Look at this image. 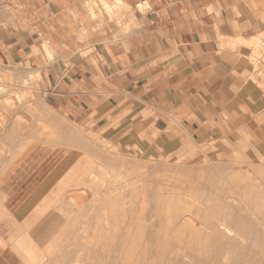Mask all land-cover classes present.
I'll list each match as a JSON object with an SVG mask.
<instances>
[{"label": "crops", "instance_id": "1", "mask_svg": "<svg viewBox=\"0 0 264 264\" xmlns=\"http://www.w3.org/2000/svg\"><path fill=\"white\" fill-rule=\"evenodd\" d=\"M3 66L57 127L1 179L0 264H40L113 156L264 172V0H0Z\"/></svg>", "mask_w": 264, "mask_h": 264}, {"label": "rangeland", "instance_id": "2", "mask_svg": "<svg viewBox=\"0 0 264 264\" xmlns=\"http://www.w3.org/2000/svg\"><path fill=\"white\" fill-rule=\"evenodd\" d=\"M139 8H142V5H139ZM104 11L107 13L109 17H112L111 12L113 10L105 9ZM128 13L130 14L129 10H128ZM97 28L99 29L101 28V26L97 25ZM129 31L130 29L128 25H125L124 32L128 33ZM49 61H50L49 63L53 62V58L50 57ZM15 70H17V72H15ZM0 84H6L7 85L6 88H8L9 90V92L6 94L0 93L1 94L0 95V106H1L0 107V135L3 134L1 135L3 136V140L1 139L2 137H0L1 139L0 140V182H1L2 178L7 177L11 174V172L14 170V167L17 166L19 162L26 159L28 151L33 149L35 145L44 144V143H47V144L53 143V140L55 138L52 136H44V134L45 133L50 134V131L56 128L57 125L49 118L46 111L41 110V108L38 109L39 106L32 105L28 102V99L30 98L35 99L37 97L45 96V93L41 87L42 82H41V76L39 72H36V73L28 72L26 74L25 72H22V73L19 72L18 68L3 66V69L0 70ZM114 157L115 156L109 159L107 170L102 169V172L98 173V175L96 174L92 175V179L94 178L93 180L91 179L93 181V186H92V196L93 197H92V203H91V208H93L92 209L93 212H91V209H90V210L85 211L82 214V216H75V218H65L66 222L67 221L71 222V224L68 226H64V225L54 226V230L50 234V239L43 242L42 248L37 249V252L40 255L38 258V261L41 262L40 264H60L61 260H64V256L69 252L75 253L76 255H78V257H76L77 260H74L75 259L74 257V259L66 261L65 264H72V263L73 264H82V263L86 264L85 262L86 261L88 262V259H86L87 257L86 253L89 250L88 246L92 245L94 246V248L97 249L99 246H101L102 243L104 245L105 242H107L108 248H106V251L112 254V253L119 251V249L116 248V245H119L121 243V240H123L122 242L123 244L124 243L127 245L128 244L131 245L132 243L134 244L133 246L131 245L130 250L129 248L125 249V251H123V254H121V256H118L117 257L118 259L115 261L110 260V258L108 257L106 260L107 263H105V260L101 258L102 261L104 260L105 264H114V263L116 264H135V263L136 264H151L152 259H156L157 257L155 256V254L160 253V251L157 250V243L160 242L159 244H164V243L167 244L168 242L166 241H168V239H170L168 243V247L170 249L163 248L164 254L167 251V249L170 251H167L166 255H171V254L175 255L177 253H180L181 255L180 257L184 259L185 264L186 262H188L189 264H204L202 260L207 262V264H215L213 261L214 258H213V253H212L214 251L213 246L215 243L212 240H208L206 242L202 241V236H206V237L211 236L212 227L211 225H207L204 222L203 223L200 222V219H203L204 217V219H206L207 221H212L213 226H214L213 228H215L216 230H220L223 227L221 220L225 218V215L229 216L234 212L237 214L241 213L240 216L244 218V220L247 223L248 222L250 223L248 224L252 226L253 228L251 233L257 231L259 234L260 232L259 234L260 239L259 240L254 239L255 240L254 241L253 239H250V235H251L250 233L241 234L231 229V233L233 235L232 236L233 244H238L240 246L251 245L255 249L262 247V246L264 247V239H263L264 238V213H263L264 206L262 208V205L264 204L260 203L261 200L264 201V198H261V196L264 197V172L262 173L263 170H261L260 168L250 169V170L233 169L227 166L225 168L224 167L223 168H216V167L215 168H195L191 166L167 165V164H162V163L154 162V161L138 160L130 156H125L122 158L115 157L118 159H115ZM136 163H138L137 165H140L139 168H137ZM144 164L146 165V167L143 170V172H141L143 169V166H145ZM124 171H127V174ZM129 171L130 172L136 171V172L134 173L131 172L132 174L131 175ZM155 172L157 174H155ZM133 174H135L134 177H132ZM127 175L129 176L127 177ZM135 177L136 178L138 177L137 179L139 180V182L137 180L136 181L137 183L133 184V182H135L134 180H136ZM128 178L130 179L128 180ZM131 179H133V181ZM129 182L132 183L131 184L132 186L129 185L130 184ZM141 182H144V183L140 185ZM162 182H165V183L162 184ZM166 182H168L169 184ZM238 182L240 184H238ZM149 184H151L152 187ZM147 185L148 187L145 189ZM170 186H173V187H170ZM136 187H138V189ZM188 187L189 189L192 187L191 188L192 190L189 191ZM130 189L131 191L137 190L139 194H136L137 192L132 193ZM115 190L118 191V193H116L117 197L119 195L122 198L119 197L117 200V197L115 195ZM142 190L145 191L143 192L144 194L142 193ZM128 194H131L132 196L129 197L130 195ZM133 195L135 196L138 195L139 200L137 201L138 197H135ZM164 196L165 198L167 196V198L165 199ZM141 197L145 199L144 202L143 200H141L142 199ZM114 198H115V201H114ZM171 198L173 199V201ZM175 199L176 201L178 199V202L181 205L178 202H176ZM255 199L258 200L259 202L256 201ZM134 200L136 202H134ZM169 200L172 201L173 203L170 204L171 202H169ZM113 201L117 204H115ZM130 201L132 203L134 202L133 204L135 205L131 206L133 204H131ZM140 201L142 202L141 203L142 205H144L145 203L144 206L146 207L143 206L144 208L141 207L140 209V206H142L139 204ZM150 201L152 204L150 203ZM254 201L256 202L255 204H261L260 206L261 208H258L257 210L258 212L256 211V208H254L256 207V205H254L253 203ZM162 202H164V206L161 205ZM113 203L115 205H113ZM175 203H177V206ZM174 205L176 209L173 208ZM184 205L186 208L184 207ZM114 206L115 208L117 207L116 209L117 213L116 211H113ZM167 208H170L171 211H169V209L166 210ZM260 209L261 210L263 209V210L261 211ZM111 210H112V213L113 212L116 213L115 215H113L115 216L113 220H111L113 217L110 214ZM141 210L142 212H144V214L141 212ZM89 211L91 212V214H88L90 213ZM139 211H140L141 218L144 216L143 220L140 218V215L138 214ZM161 211L166 212V213L162 214ZM122 212H124L123 215H122ZM174 213L176 214L174 215ZM197 213H199V215ZM194 215H196L195 218H194ZM123 216L125 219L122 218ZM166 216H169V217L171 216L172 218L167 217L169 219L168 220L166 219L165 221ZM115 218H116V221H115ZM135 219L139 221L138 222L139 224H137V221ZM7 220H9L8 217L0 215V228H4L5 230L11 228L8 225H4L3 227V224H1V223L5 224ZM90 220L91 222H89ZM93 220H94V223H93ZM132 221L134 222L133 227H132ZM140 221L141 222L144 221L143 223L145 224V226H143V228H139L140 225L141 226L144 225L143 223L141 224ZM170 221L172 222L170 223ZM86 222L88 225L85 224ZM99 223H100V226H99ZM112 224H113V227L115 225L116 226L112 228L111 227ZM159 225L161 227H159ZM188 226L191 227V229H189ZM178 227H180L179 231L181 230V228L184 229V230L183 229L181 230V233H179V235L176 234L177 233L176 231H178L177 229ZM102 228H103V231H102ZM127 228H131V229L128 230ZM115 229H116V232L113 233ZM137 229H142V230L136 231ZM81 230L82 231L84 230L86 233L88 232V236L87 238H85V240L83 238L87 235L86 233H82V235H78L80 234L79 232H81ZM165 230L166 232H164ZM128 231H130L131 233ZM141 231L143 232L141 233ZM158 232L161 233V235H164L166 233V236L164 235L165 238L160 236ZM183 232L185 235V236L182 235L184 238H182L181 241L183 242H180V240H179L180 243L176 240L174 241L175 235H176V239H181V234ZM108 233L109 235H107ZM129 233H130L131 238L129 237ZM140 233H141V236L143 235L145 236L143 239L141 238ZM167 233L168 234L171 233L170 236H168ZM135 234L137 236L138 235L140 236L139 239H136V236L133 237ZM93 235H95L96 238H93L94 237ZM156 235L159 237H157ZM108 236L110 237V239ZM188 236L191 242L188 240ZM76 237H78L80 240H78ZM103 237L105 238V240L103 239ZM154 238H157V239H154ZM163 239H165V241H163ZM185 239L192 244H190L189 242L187 243ZM82 240L85 241L83 242V246H81ZM93 240H94V244H93ZM136 240L141 241L140 242L141 246L139 245L140 243L137 242ZM144 240L146 242H144ZM76 241L77 242L79 241V242L76 244ZM86 241H87V246H86ZM136 243L138 245H136ZM173 243H175V245H173ZM186 243L190 245H188L187 247ZM203 244L205 245V252H206L205 255L202 252ZM229 244L230 243H227L228 246ZM112 246L113 248H111ZM136 246H140V247L138 248ZM79 247L81 249H78ZM133 247L135 248L134 249L135 253L133 252ZM177 247H180L178 248L179 250H177ZM136 248H138L139 250L138 249L136 250ZM186 248L189 250V252ZM198 248H199V251H198ZM163 250L161 252H163ZM182 251H184V253ZM27 252H31L30 249ZM130 252H133V254L132 253L130 254ZM143 252H146L145 253L146 255L143 254ZM79 254H81V256L83 254L84 255L81 257ZM130 255H133V256H130ZM156 264H159V263H156Z\"/></svg>", "mask_w": 264, "mask_h": 264}, {"label": "bare ground", "instance_id": "3", "mask_svg": "<svg viewBox=\"0 0 264 264\" xmlns=\"http://www.w3.org/2000/svg\"><path fill=\"white\" fill-rule=\"evenodd\" d=\"M54 44V43H53ZM35 73H36V71H35ZM19 77V76H18ZM6 84H0V93L1 94H6V93H8L9 92V90H8V88H6ZM0 94V95H1ZM1 107V106H0ZM1 135H3V134H1ZM0 135V137H2L1 139L3 140V136H1ZM0 139V140H1ZM135 163V162H134ZM138 163H136V166H137V168H139V166L140 165H137ZM124 165V164H123ZM145 165V164H144ZM126 166V165H125ZM145 167H146V165L145 166H143V169H142V171L141 172H143V170L145 169ZM131 169V168H130ZM134 170V169H133ZM137 170V169H136ZM159 171V170H158ZM158 171H156V172H158ZM126 174H127V171H124ZM123 172V173H124ZM132 172V171H131ZM131 172L129 171V173L131 174ZM134 172H136V171H133L132 173H134ZM155 172V174H157ZM137 173H139V172H137ZM129 174V175H130ZM159 174V173H158ZM129 175H127V177L129 176ZM132 175V174H131ZM130 175V176H131ZM134 175L135 174H133V176L132 177H134ZM139 175H141V174H139ZM196 175V174H195ZM123 176V175H122ZM138 176V175H137ZM155 176V175H154ZM157 176V175H156ZM159 176V175H158ZM131 178V177H130ZM130 178H128V180L130 179ZM136 178V177H135ZM138 178V177H137ZM136 178V180H134L135 182H133V184H135V183H137L136 181L138 180ZM92 179V178H91ZM94 179V178H93ZM92 179V180H93ZM132 181H133V179H131ZM138 182H139V180H138ZM235 182V181H234ZM234 182H232V183H234ZM240 182V181H239ZM238 182V184H240ZM244 182V181H243ZM95 183V182H94ZM130 184L129 185H131L132 183L131 182H129ZM142 183H144V182H141L140 183V185L142 184ZM163 183H165V182H162V184ZM166 183H168V182H166ZM193 183H195V182H193ZM98 184H99V182H98ZM125 184V183H124ZM123 184V185H124ZM128 184V183H127ZM169 184V183H168ZM167 184V185H168ZM137 185V184H136ZM149 185H151V184H149ZM167 185H165V186H167ZM192 185V184H191ZM194 185V184H193ZM125 186V185H124ZM132 186V185H131ZM135 186V185H134ZM237 186V185H236ZM239 186V185H238ZM120 187H122V186H120ZM120 187H119V189H120ZM140 187V186H139ZM148 187V185L145 187V189ZM151 187H152V185H151ZM170 187H173V186H170ZM129 188H130V186H129ZM137 189H138V187H136ZM143 188H144V186H143ZM176 188V187H175ZM192 188V187H191ZM189 189V187H188V190L189 191H191L192 189ZM119 189H117V190H119ZM123 189V188H122ZM132 189V188H131ZM131 189H130V191H131ZM134 189V188H133ZM141 189V188H140ZM151 189V188H150ZM173 189V188H172ZM117 190H115V195H116V193H118V191ZM148 190V189H147ZM258 190V189H257ZM261 190V189H260ZM105 191V190H104ZM117 191V192H116ZM121 191V190H120ZM173 191H175V190H173ZM177 191V190H176ZM123 192V191H122ZM126 192V191H125ZM132 193L133 192H137V190L136 191H131ZM130 192V193H131ZM143 192H145V191H143L142 190V193ZM105 193V192H104ZM127 193V192H126ZM131 193V194H132ZM131 194H128V195H130L129 197H131L132 195ZM135 194V193H134ZM136 194H139L138 192L136 193ZM144 194V193H143ZM219 195V194H218ZM133 196H135V195H133ZM259 196V195H258ZM116 197H117V195H116ZM115 197V198H116ZM120 196L118 195V197H117V200H118V198H119ZM135 197H138V195H136ZM134 197V198H135ZM260 197V196H259ZM115 198H114V201H115ZM120 198H122V197H120ZM142 198V197H141ZM144 198H145V196H144ZM144 198H142L141 200H143V202H144ZM164 198H165V196H164ZM163 198V199H164ZM166 198H167V196H166ZM165 198V199H166ZM169 198V197H168ZM209 198V197H208ZM243 198V197H242ZM258 198V197H257ZM261 198H264L263 196H261ZM126 199V198H125ZM133 199V198H132ZM131 199V200H132ZM172 199V198H171ZM197 199V198H196ZM130 200V199H129ZM139 200V197H138V199H137V201ZM147 200V199H146ZM151 200V199H150ZM256 200V199H255ZM101 201V200H100ZM113 201V202H114ZM133 201V200H132ZM164 201V200H163ZM172 201H173V199H172ZM172 201H170L169 200V202H171L170 204H172L173 202ZM175 201H176V199H175ZM246 201V200H245ZM256 201H258V200H256ZM262 201V202H261ZM260 201V203H262V204H264L263 202V200H261ZM117 202V201H116ZM134 202H136L135 200H134ZM133 202V203H134ZM176 202H178V199H177V201ZM181 202V201H180ZM259 202V201H258ZM115 203V202H114ZM113 203V205H115V204H117V203H115L114 204ZM130 203L131 204H133L131 201H130ZM142 202L140 201L139 202V204L140 205H142L141 204ZM150 203H151V201H150ZM168 203V202H167ZM179 203V202H178ZM208 203H209V201H208ZM207 203V204H208ZM227 203H228V201H227ZM248 203V202H247ZM254 203V205H256V207H254V208H256V211L258 210V208H261L260 206H261V204H255L256 202L254 201L253 202ZM138 204V205H139ZM147 204H148V202H147ZM152 204V203H151ZM169 204V203H168ZM168 204H167V206H168ZM169 204V205H170ZM176 204V206H177V203H175ZM180 204V203H179ZM178 204V205H179ZM233 204V203H232ZM112 205V206H113ZM130 205V204H129ZM135 204H133V205H131V206H134ZM139 205V206H140ZM144 205H145V203H144ZM144 205H142V206H140V209H141V207H143ZM161 205H163L164 206V202H162L161 203ZM160 205V206H161ZM181 205V204H180ZM205 205V204H204ZM225 205H226V203H225ZM224 205V206H225ZM94 206H96V205H94ZM111 206V205H110ZM122 206H124V205H122ZM127 206H128V204H127ZM131 206H130V208H131ZM201 206V205H200ZM230 206V205H229ZM238 206V205H237ZM237 206H236V208H237ZM263 206L264 205H262V208H263ZM120 207V206H119ZM144 207H146V206H144ZM143 207V208H144ZM162 207V206H161ZM184 207H185V205H184ZM110 208V207H109ZM108 208V209H109ZM173 208H175V205H174V207ZM183 208V207H182ZM186 208V207H185ZM188 208V207H187ZM191 208V207H190ZM189 208V209H190ZM197 208H198V206H197ZM212 208V207H211ZM224 208V207H223ZM229 208V207H228ZM92 209L93 208H91V212H93L92 211ZM113 209V208H112ZM115 209V210H114ZM114 209H113V211H116V213H117V207L115 208V206H114ZM139 209V210H140ZM162 209H164V208H162ZM161 209V210H162ZM169 209V211H171V209L170 208H167L166 210H168ZM176 209V208H175ZM264 209V208H263ZM262 209V210H263ZM144 210V209H143ZM178 210H179V208H178ZM208 210V209H207ZM261 210V209H260ZM261 210V211H262ZM163 211V210H162ZM161 211V212H162ZM255 211V210H254ZM264 211V210H263ZM90 212V211H89ZM91 212L90 213H88V214H91ZM141 212H142V210H141ZM180 212V211H179ZM198 212V211H197ZM241 212V211H240ZM245 212H247V211H245ZM258 212V211H257ZM102 213V212H101ZM114 213V214H113ZM112 213V210L110 211V214L113 216V215H115L116 213L115 212H113ZM136 213V212H135ZM143 214H144V212H142ZM166 212H162V214H165ZM169 213H171V212H169ZM191 213V212H190ZM207 213V212H206ZM253 213V212H252ZM264 213V212H263ZM262 213V214H263ZM119 214V213H118ZM124 214V212H122V215ZM138 214L140 215V211L138 212ZM137 214V215H138ZM161 214V215H162ZM176 213H174V215H175ZM198 215H199V213H197ZM241 214V213H240ZM240 214L238 213H232L231 215H225V218L223 219V220H221L222 221V224H223V227L220 229V230H216L215 228H213L214 226H213V222L212 221H207L206 219H204V217H203V219H200V222H204L205 224H207V225H211V236L210 237H206V236H202V241L204 242H206V241H208V240H212L215 244H214V246H213V261H214V263L215 264H264V247L262 246V247H259V248H257V249H255L254 247H252L251 245H243V246H240V245H238V244H233V241H232V239H233V235H232V233H231V229L232 230H235V231H237V232H239V233H250L251 235H250V239H255V240H259L260 239V236H259V234H260V232H259V234H258V232L257 231H255V232H253V233H251L252 232V230H253V228H252V226H250L245 220H244V218H242L241 216H240ZM134 215V214H133ZM136 215V216H137ZM169 215H171V214H169ZM173 215V216H174ZM182 215H183V213H182ZM190 215V214H189ZM197 215V216H198ZM105 216V215H104ZM126 216V215H125ZM192 216V215H191ZM195 216L196 215H194V218H195ZM92 217V216H91ZM100 217V216H99ZM115 216H113L112 217V219L111 220H113V218H114ZM117 217V216H116ZM167 217H169V216H166V218H165V221H166V219L168 220L169 218H172L171 216L169 217V218H167ZM182 217V216H181ZM188 217V216H187ZM101 218V217H100ZM123 219H125L124 218V216L122 217ZM137 218V217H136ZM140 218H141V215H140ZM139 218V219H140ZM163 218H164V216H163ZM191 218V217H190ZM198 218V217H197ZM196 218V219H197ZM96 219V218H95ZM123 219H122V221H123ZM142 220L144 219V216L141 218ZM156 219V218H155ZM253 219V218H252ZM136 220V219H135ZM102 221V220H101ZM115 221H116V218H115ZM129 221H131V220H129ZM137 221V224H139L138 222V220H136ZM145 221V220H144ZM143 221V222H144ZM89 222H91V220L89 221ZM143 222H141L140 221V223L142 224ZM154 222V221H153ZM164 222V221H163ZM169 222V221H168ZM172 221H170V223H171ZM93 223H94V220H93ZM160 223V222H159ZM176 223H177V221H176ZM186 223V222H185ZM253 223V222H252ZM85 224H87V222L85 223ZM84 224V225H85ZM133 224H134V222L132 221V227H133ZM144 224V223H143ZM163 224V223H162ZM161 224V225H162ZM88 225V224H87ZM167 225V224H166ZM182 225H183V223H182ZM99 226H100V223H99ZM116 226V225H115ZM114 226V227H115ZM128 226V225H127ZM143 226H145V224L144 225H140V227L139 228H143ZM172 226V225H171ZM88 227V226H87ZM111 227L112 228H114L113 227V224L111 225ZM131 227V228H132ZM137 227V226H136ZM135 227V228H136ZM159 227H161L160 225H159ZM183 227V226H182ZM117 228V227H116ZM131 228H127L128 230L129 229H131ZM166 228H168V227H166ZM188 228L189 229H191V227H189L188 226ZM187 228V229H188ZM109 229V228H108ZM145 229V228H144ZM163 229V228H162ZM178 229V231H176L177 233V235H179V233H181V230L183 229V228H181V230L179 231V229H180V227H178L177 228ZM186 229V230H187ZM188 229V230H189ZM85 230H87V229H85ZM101 230V229H100ZM104 230H106V229H104ZM138 230H142V229H137L136 231H138ZM167 230V229H166ZM166 230L164 231V232H166ZM184 230V229H183ZM84 231V230H83ZM82 230H81V232H79L80 234H78V235H82V233H86L85 231L83 232ZM88 231H89V229H88ZM102 231H103V228H102ZM108 231V230H107ZM168 231V230H167ZM262 231V230H261ZM91 232V231H90ZM100 232V231H99ZM109 232V231H108ZM116 232V229H115V231L113 232V233H115ZM128 232H130V231H128ZM134 232V231H133ZM143 231H141V233H142ZM103 233V232H102ZM101 233V234H102ZM107 233V232H106ZM110 233V232H109ZM109 233L107 234V235H109ZM131 233V232H130ZM130 233H129V237H130ZM138 233V232H137ZM141 233H140V236H141ZM185 233H186V231H185ZM87 234V235H86ZM85 235V237L83 238L84 240H85V238H87V236H88V232L86 233ZM139 234V233H138ZM144 234V233H143ZM158 234H160V236H162L163 238H165V236H166V233L164 234V235H161V233H159L158 232ZM171 234V233H170ZM170 234H168L167 233V235L168 236H170ZM173 234V233H172ZM189 234V233H188ZM196 234H197V232H196ZM77 235V236H78ZM182 235H184V232L181 234V239H176V235H175V239H174V241L176 240V241H178L179 242V240H180V242H183V241H181L182 240V238H184ZM191 235V234H190ZM249 235V234H248ZM94 237L93 238H96V236L95 235H93ZM136 236V239H139V235L137 236L136 234L133 236V237H135ZM157 236V235H156ZM172 236V235H171ZM185 236V235H184ZM187 236V235H186ZM109 237V236H108ZM132 237V238H133ZM145 236L143 235V236H141V238L143 239ZM157 237H159V236H157ZM178 237V236H177ZM78 240H80L78 237H76ZM124 238V237H123ZM131 238V237H130ZM169 238V237H168ZM167 238V239H168ZM191 238V237H190ZM100 239V238H99ZM103 239L105 240V238L103 237ZM109 239H110V237H109ZM135 239V238H134ZM142 239H141V241H142ZM154 239H157V238H154ZM166 239V240H167ZM264 239V238H263ZM84 240H82V242H81V246H83V242H85ZM103 240V241H104ZM169 240L170 239H168V241H166V242H168L169 243ZM186 240V239H185ZM188 240L190 241V239H189V236H188ZM254 240V241H255ZM101 241V240H100ZM107 241V240H106ZM115 241V240H114ZM134 241V240H133ZM132 241V242H133ZM137 241V240H136ZM135 241V242H136ZM140 240L139 241H137V242H141ZM158 241V240H157ZM163 241H165V239H163ZM187 241V240H186ZM189 241H187V243L189 242ZM254 241H252V242H254ZM69 242H71V241H69ZM79 242V241H78ZM77 241H76V244L78 243ZM123 242V240H121V243L119 244V245H116V248H118L119 249V251L118 252H115V253H108L107 251H106V248H108L107 247V242H105V244L103 245V243L101 244V246H97L98 248V250L96 249V248H94V246H92V245H90V246H88V248H89V250H88V252L86 253V259H88V262L86 261L85 263L86 264H105V263H107V258L109 257L110 258V260H113V261H115V260H117L118 258V256H121V254H123V251H125V249H127V248H129V250L131 249L130 247H131V245L133 246V244L134 243H132L131 245H127V244H123L122 243ZM144 242H146L145 240H144ZM159 242V241H158ZM179 242V243H180ZM191 242V241H190ZM189 242V243H190ZM196 242H197V240H196ZM232 242V243H231ZM73 243V242H72ZM130 243V242H129ZM160 243V242H159ZM159 243H157V250H159L160 251V253H158V254H155V256H157L156 257V259H152V261H151V264H156V263H159V264H185L184 263V259H182L180 256V253H177V254H175V255H166V253H167V251H170V250H168V249H170L169 247H168V243L167 244H165L164 242V244H159ZM162 243V242H161ZM186 243V244H187ZM208 243V242H207ZM227 243H230L229 244V246L227 245ZM93 244H94V240H93ZM145 244V243H144ZM190 244H192V243H190ZM190 244H187V247H188V245H190ZM261 244V243H260ZM115 245V244H114ZM136 245H138L137 243H136ZM140 246H141V243L139 244ZM173 245H175V243H173ZM181 245V244H180ZM195 245V244H194ZM86 246H87V241H86ZM140 246H136V247H140ZM179 246V245H178ZM135 247V246H134ZM133 247V252L135 251L134 248ZM147 247V246H146ZM154 247V246H153ZM156 247V246H155ZM190 247V246H189ZM85 248V247H84ZM111 248H113V246L111 247ZM138 248H136V250L138 249ZM142 248V247H141ZM144 248H145V246H144ZM163 248H168L167 249V251L165 252V254H164V250H163ZM173 248V247H172ZM178 248H180V247H177V250H179ZM78 249H81L80 247L78 248ZM87 249V248H86ZM147 249V248H146ZM163 250V252H161L162 250ZM174 249V248H173ZM187 249V248H186ZM208 249V248H207ZM85 250V249H84ZM139 250V249H138ZM145 250V249H144ZM188 250V249H187ZM209 250H210V248H209ZM81 251V250H80ZM87 251V250H86ZM146 251V250H145ZM198 251H199V248H198ZM197 251V252H198ZM76 252V251H75ZM133 252H130V254L132 253L133 254ZM183 253H184V251H182ZM188 252H189V250H188ZM202 252H203V254L205 255L206 254V252H205V245L203 244V249H202ZM77 253V252H76ZM135 253V252H134ZM146 252H143V254H145ZM150 253V252H149ZM208 253V252H207ZM138 254H140V253H138ZM190 254H192V253H190ZM199 254H200V252H199ZM80 256H81V254H79ZM84 255V254H83ZM82 255V256H83ZM124 255H125V253H124ZM146 255V254H145ZM144 255V256H145ZM153 255V254H152ZM186 255V254H185ZM79 256V257H80ZM81 256V257H82ZM130 256H133V255H130ZM202 256V255H201ZM74 257H75V259H74ZM76 257H78V255H76L75 253H73V252H69V253H67L65 256H64V260H61V262H60V264H65L66 263V261H68V260H71V259H74V260H77L76 259ZM138 257V256H137ZM182 257H184V256H182ZM189 257V256H188ZM101 258H103L104 260H105V263H104V260L102 261V259ZM124 258V257H123ZM202 258V257H201ZM128 259V258H127ZM131 259V258H130ZM133 259V258H132ZM145 259V258H144ZM79 260V259H78ZM143 260V259H142ZM183 260V261H182ZM199 260V259H198ZM145 261V260H144ZM143 261V262H144ZM203 261V263L204 264H207V262H205L204 260H202ZM117 262V261H116ZM127 262V261H126ZM136 262V261H135ZM122 263V262H121ZM138 263V262H137ZM146 263V262H145ZM73 264V263H72ZM82 264H84V263H82ZM114 264H116V263H114ZM136 264V263H135ZM186 264H189L188 262H186Z\"/></svg>", "mask_w": 264, "mask_h": 264}]
</instances>
